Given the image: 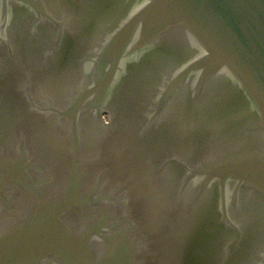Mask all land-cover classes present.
<instances>
[{"label":"water","instance_id":"obj_1","mask_svg":"<svg viewBox=\"0 0 264 264\" xmlns=\"http://www.w3.org/2000/svg\"><path fill=\"white\" fill-rule=\"evenodd\" d=\"M0 264H264V0H0Z\"/></svg>","mask_w":264,"mask_h":264}]
</instances>
